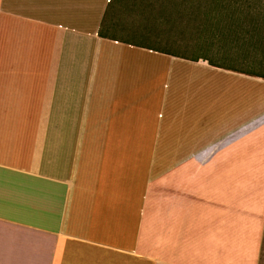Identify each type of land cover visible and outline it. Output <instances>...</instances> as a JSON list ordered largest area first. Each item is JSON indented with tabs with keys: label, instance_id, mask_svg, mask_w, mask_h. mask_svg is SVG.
Instances as JSON below:
<instances>
[{
	"label": "crops",
	"instance_id": "obj_1",
	"mask_svg": "<svg viewBox=\"0 0 264 264\" xmlns=\"http://www.w3.org/2000/svg\"><path fill=\"white\" fill-rule=\"evenodd\" d=\"M203 4L0 0V264H259L264 78L122 40Z\"/></svg>",
	"mask_w": 264,
	"mask_h": 264
},
{
	"label": "rangeland",
	"instance_id": "obj_2",
	"mask_svg": "<svg viewBox=\"0 0 264 264\" xmlns=\"http://www.w3.org/2000/svg\"><path fill=\"white\" fill-rule=\"evenodd\" d=\"M191 17L201 21L196 31L180 38H123L152 49L169 50L187 59L207 58L215 64L235 70L264 74V29L256 32L254 24L264 20V0H203ZM189 8H186V12ZM208 20V21H207ZM218 30V31H217ZM259 264H264V235Z\"/></svg>",
	"mask_w": 264,
	"mask_h": 264
},
{
	"label": "trees",
	"instance_id": "obj_3",
	"mask_svg": "<svg viewBox=\"0 0 264 264\" xmlns=\"http://www.w3.org/2000/svg\"><path fill=\"white\" fill-rule=\"evenodd\" d=\"M253 26H254V30L256 32L260 31L259 29H261V28H262L261 30H263L264 29V20L261 22V24L255 23ZM262 43H263V46H264V39L262 40ZM201 58H203V57H197V58H194L192 60L193 61H198ZM206 60L208 61L209 65L216 66L209 59H206ZM228 70H232V71H235V72L243 73V74H246V75H249V76H256V77L264 78V74H259V73H256V72L252 71V70H235V69H228Z\"/></svg>",
	"mask_w": 264,
	"mask_h": 264
}]
</instances>
